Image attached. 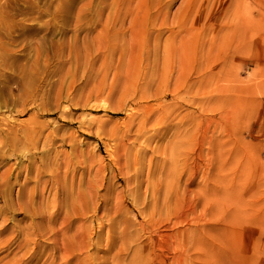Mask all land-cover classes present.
I'll return each instance as SVG.
<instances>
[{"label":"rangeland","instance_id":"1","mask_svg":"<svg viewBox=\"0 0 264 264\" xmlns=\"http://www.w3.org/2000/svg\"><path fill=\"white\" fill-rule=\"evenodd\" d=\"M145 263L264 264V0H0V264Z\"/></svg>","mask_w":264,"mask_h":264},{"label":"bare ground","instance_id":"2","mask_svg":"<svg viewBox=\"0 0 264 264\" xmlns=\"http://www.w3.org/2000/svg\"><path fill=\"white\" fill-rule=\"evenodd\" d=\"M222 1H223V0H222ZM236 1H237V0H236ZM217 2H218V1H217ZM232 3H233V2H232ZM236 3H237V2H236ZM150 221H151V220H150ZM150 221H149V222H150ZM152 221H153V220H152ZM150 223H152V222H150ZM151 226H152V225H151ZM161 237H162V236H161ZM161 237H160V239H161ZM148 238H149V237H148ZM164 250H165V249H164ZM149 253H150V252H149ZM152 254H153V253H152ZM148 256H150V255H148ZM156 258H157V257H156ZM152 259H153V258H152ZM154 259H155V258H154ZM148 260H149V259H148ZM178 261H179V260H178ZM148 262H149V261H148ZM148 262H146V263H148ZM179 262H180V261H179ZM146 263H145V264H146ZM150 264H151V263H150ZM179 264H180V263H179Z\"/></svg>","mask_w":264,"mask_h":264}]
</instances>
